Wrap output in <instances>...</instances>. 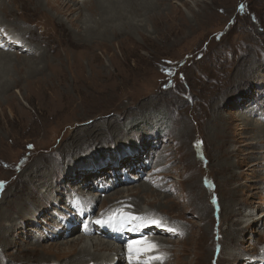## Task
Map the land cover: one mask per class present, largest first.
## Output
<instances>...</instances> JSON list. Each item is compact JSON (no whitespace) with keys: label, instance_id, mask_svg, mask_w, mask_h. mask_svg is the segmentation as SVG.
I'll use <instances>...</instances> for the list:
<instances>
[{"label":"rangeland","instance_id":"1","mask_svg":"<svg viewBox=\"0 0 264 264\" xmlns=\"http://www.w3.org/2000/svg\"><path fill=\"white\" fill-rule=\"evenodd\" d=\"M21 1L2 2L0 31L24 22L40 54H1L11 90L0 91V259H71L60 242L86 217L69 229L74 205L103 218L116 189L130 198L115 201L162 215L168 264H243L228 250L249 258L263 249L264 0H119L107 11L113 31L91 39L76 19H98L89 5L42 12ZM248 208L260 223L243 228ZM231 219L237 247L222 243Z\"/></svg>","mask_w":264,"mask_h":264},{"label":"bare ground","instance_id":"2","mask_svg":"<svg viewBox=\"0 0 264 264\" xmlns=\"http://www.w3.org/2000/svg\"><path fill=\"white\" fill-rule=\"evenodd\" d=\"M3 1L4 0H0V5L3 4L2 3ZM191 1L192 2H198L199 0H191ZM69 2H72V4L73 5H76V6L80 5V3H81L82 6L83 5H89L91 8H93L98 13L97 14L98 15V19L96 17V19L94 21L93 20L91 21L92 22V25H90V24L87 23V22H90V21L87 20V17H84L85 21L82 20V16L83 15L81 13L76 16V19L77 20H79V21L81 20L82 21V23H80V24L83 25V27L81 25H79V26H81L84 29V33L83 34L86 35L87 39L96 38V37H99L100 35H104V34L106 35L107 31H109V30H112L113 31L112 25H110V26L108 25V23L113 20V16L112 17L111 16L108 17L109 14H107V11L108 10L115 11L116 10L115 9L116 6H121V2L119 0H80V1L79 0H22L20 4L24 8H27L28 7V9L29 8H32V9H34V11L37 10V11H42L43 12L45 10V7L46 6L49 7V8H51L53 6H56V4H61V6L62 5L65 6ZM122 2H123V0H122ZM189 2H190V0H189ZM150 3H152V1ZM129 6H131V5H129ZM79 8H81V7L78 6L77 9H79ZM10 10H11V8H10ZM79 11H81V9ZM120 11H122V10H120ZM120 11H118V12H120ZM201 11H202V9H201ZM61 12H64V14H67L69 11H68V9L66 11L60 10V13ZM131 12H133V11H131ZM125 14H127V13H125ZM177 14H178V11H177ZM27 16H26V18H27ZM132 16H134V15H132ZM33 18H34V16H33ZM132 18L135 19V17H132ZM0 19H2V18H0ZM66 20H68L69 22H72L73 21V19H71V17L70 18L67 17ZM62 21L60 20L58 22V25L62 26L63 25V22ZM116 21H117V19H116ZM17 22L18 21L15 20V22L8 24V26L10 28L7 29V31H4V30L3 31H0V61H3L2 59L4 58V57L1 56V54H4L5 55L6 54L5 53V50H8L10 48H14L17 51L18 50H21L22 51L24 49V53H26V54H30V52H33L35 54L38 53L37 50H39V47L37 48L36 46L31 45L29 42H27V40L25 39L24 35L21 34V32H24L25 35L28 34L29 33L28 27H26L25 25L22 24L24 22H21L22 25L20 23L17 24ZM122 22L120 21V24ZM32 23H34V22H32ZM44 24H47V23L45 22ZM3 25H5V23L3 21L0 22V26H3ZM12 26H13V28H12ZM65 26H66V24H65ZM43 27H45V26H43ZM67 27H68V25H67ZM15 28H17L18 30H15ZM124 28H125V26H124ZM69 32H71V31H69ZM72 33H74V32H72ZM6 34H8V36H14V35H16L19 38L18 39H15L14 37H8L7 38V35ZM59 34H61V33H59ZM34 35H35V33H34ZM81 37L84 38L83 36H81ZM27 38H29V37H27ZM78 39H79V37H78ZM65 46H67V45H65ZM45 48H47V47H45ZM42 49H44V48H42ZM13 53H14V51H13ZM17 54H18V52H17ZM38 54H40V53H38ZM10 55H11V52H10ZM8 59H9V57H8ZM36 59H38V58H36ZM9 60H11V59H9ZM39 60H40V57H39ZM43 61L44 60H42V62ZM5 62H6V59H5ZM43 66H41V68ZM31 67H32V71H37L40 66H38V65H31ZM46 68H52V70H58L59 69V65H54L52 62H48ZM40 71H41V69H40ZM2 73H4V72H2ZM44 73H46V72H44ZM99 74H100V72H99ZM9 81H11V80H9ZM8 85H9L8 82L5 83V82H3V80L1 81V78H0V91H8L7 88L10 89V87H8ZM104 96H106V95H104ZM101 118H103V117H101ZM261 140H263V139L262 138L261 139L258 138L255 142H259ZM115 192L114 193L111 192V194L108 195V197H107L108 200H109V202H108V205L105 206V207L108 209V213H106L103 216V218H96V216H95V218H93L94 217L93 216V213H92L93 207L91 209L88 208V207H86V206H88V204H86L83 200H80V202L78 201L74 205L76 207L78 213H77V215H75L74 217H72V219L70 220V222H68V225L67 226L69 227V229H73V228H76L78 226V223H79V220H80L81 215H85L86 217H85V219H83V222H82L83 225H82V228L80 229V231L78 232V234H76V236L70 237L71 238V241H70V239L68 241H63L62 240L60 242L61 243L60 244V247L64 250V253H67L66 251H69L71 253L73 251H76V254L71 259L65 260L62 263H59L62 259H58L56 261H59V260L60 261L57 262V263H59V264H88L89 262H91L89 264H118L119 262H122V264H163V263L168 264L169 263V259L171 257L170 254H169V252H168V250H167V248L169 246H164L163 245V241H164V238L163 237H165L164 236L165 234L162 233V228H161L162 226H160V224H159V221H161L162 219H164L162 217V215H159L160 213L156 214V211L155 212H152V209H150V208H140V204H138V203H137L138 210H135L134 209V206L132 205V204H134L133 201L132 200L131 201L127 200V199L130 198V194L127 193V195H120V196H118L116 194H120L121 192H118L117 189H116ZM149 192H153V191L150 190V191H148L146 193H143V195H146L148 197L149 196L148 195ZM165 196L166 195H164V197ZM82 197H87V196L84 195ZM117 198H119V199L127 198V199L121 200V201H118L117 202V201H115ZM136 201H137V199H136ZM232 206L233 205L230 204V206L229 207H226L225 209L228 210V211H230V212H232V215H234L235 212L233 211ZM203 211L205 212L206 210L204 209ZM243 212H244V215L242 214L243 217H244L243 223L245 224V225L242 226L243 228H248L250 225L253 226L255 224L257 226L260 223V220L257 217L258 214H257L256 211L248 208V210L247 209L246 210H243ZM87 217H90V219H88ZM97 221H100V223H97ZM231 222H232V225H234V226L231 229L229 228L230 231H227L228 233H227L225 239H224V235H223L222 243H227V244H230V245H232L234 247L236 245V247H237L239 244H241V243L238 242V240H236V237H235L237 235V229H236V226H235L237 223L235 224L234 223V220H232V219H231ZM171 225L173 226V224H171ZM174 225L176 226L177 224L174 223ZM67 226L64 225V227H66V228H67ZM175 226H173V228L177 229ZM178 230H179V228H178ZM177 233H179V232H177ZM3 237L5 238V234H4ZM211 237H212V233H211ZM67 242H69V243H67ZM130 244L132 245L131 252L129 250V245ZM152 245H156V247L153 248ZM174 245H176V243H174ZM234 247H232V248H234ZM239 248H241V247H239ZM169 249H170V247H169ZM223 249H225V248H223ZM226 254H227L228 258L231 259V260H233V261L234 260H243V261H241V263L243 262V264L244 263L245 264H264V248L261 249L258 253H255V254L251 255L249 258H246L245 256L242 257L241 255H239L240 254L239 251L237 252V250H233V249L232 250H228V253H226ZM158 256H162L163 258L162 259H156V257H158ZM258 256H261V257H258ZM17 260H19L18 257H13L12 260L9 259L10 264H16V261ZM40 260L44 261V259H40ZM7 262L4 261V260H2V259H0V264H5Z\"/></svg>","mask_w":264,"mask_h":264},{"label":"snow or ice","instance_id":"3","mask_svg":"<svg viewBox=\"0 0 264 264\" xmlns=\"http://www.w3.org/2000/svg\"><path fill=\"white\" fill-rule=\"evenodd\" d=\"M0 183H2V182H0ZM97 223H100V221H97ZM155 223V222H154ZM174 231V230H173ZM152 247L153 248H155L156 247V245H152ZM129 250H130V252H131V250H132V245L130 244L129 245ZM163 257L162 256H158V257H156V259H162Z\"/></svg>","mask_w":264,"mask_h":264}]
</instances>
